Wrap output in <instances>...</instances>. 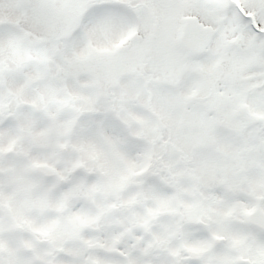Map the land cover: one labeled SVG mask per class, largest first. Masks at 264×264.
Segmentation results:
<instances>
[{"label":"snow or ice","instance_id":"6c2138e0","mask_svg":"<svg viewBox=\"0 0 264 264\" xmlns=\"http://www.w3.org/2000/svg\"><path fill=\"white\" fill-rule=\"evenodd\" d=\"M0 264H264V0H0Z\"/></svg>","mask_w":264,"mask_h":264}]
</instances>
